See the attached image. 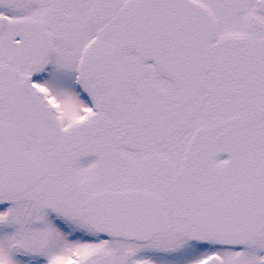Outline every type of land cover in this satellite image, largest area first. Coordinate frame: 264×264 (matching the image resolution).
Instances as JSON below:
<instances>
[{"label":"snow or ice","instance_id":"1","mask_svg":"<svg viewBox=\"0 0 264 264\" xmlns=\"http://www.w3.org/2000/svg\"><path fill=\"white\" fill-rule=\"evenodd\" d=\"M0 264H264V0H0Z\"/></svg>","mask_w":264,"mask_h":264}]
</instances>
